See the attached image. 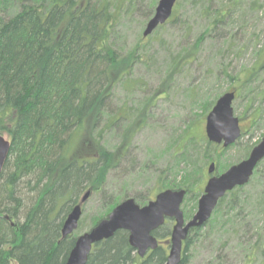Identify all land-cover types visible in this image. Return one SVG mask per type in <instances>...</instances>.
Here are the masks:
<instances>
[{
	"label": "trees",
	"instance_id": "obj_1",
	"mask_svg": "<svg viewBox=\"0 0 264 264\" xmlns=\"http://www.w3.org/2000/svg\"><path fill=\"white\" fill-rule=\"evenodd\" d=\"M116 1L0 0V134H7L10 141L0 173V264H64L76 236L62 238L61 228L78 196L85 189L103 194L97 217L81 230L90 229L120 202L105 194L107 176L122 166L130 142L147 121L153 96L144 98L137 108L124 105L113 108L118 84L125 82L127 89L132 90L140 83L130 77L134 65L145 54L143 51L137 55L136 49L148 37L141 33L136 47L130 50L120 46ZM118 1L126 4V13L135 9L133 0ZM204 1L207 6L201 9L202 14L206 17L213 14L212 26L230 19L232 10L240 6L239 0H231L212 13V0ZM178 6L176 2L171 19ZM250 9L255 10V2L250 3ZM241 11L240 19L244 21L245 11ZM202 38L198 37L186 54L172 56L160 85L162 89L155 92L154 98L166 91L183 66L192 63ZM231 46L230 43L228 47ZM262 55L264 45L251 70L232 78L236 84L230 91L235 93V99L251 88L254 80L250 78L256 79L264 69ZM249 93L254 92L251 89ZM247 97L250 103L245 112L254 98L249 94ZM215 101L205 102L203 116ZM260 110L256 108L252 114L253 127L262 118ZM244 136L242 131L234 144L223 148L205 136H197L193 121L172 143V164L161 171V176L165 171L173 174L169 189L186 191L181 206L185 219L192 216L191 210H186V202L193 198L196 201L202 194L208 177L204 171L206 164L214 157L219 161L215 174L223 172L227 165L221 164L220 154L238 146ZM113 137H117L118 143L111 150L109 141ZM249 152L246 149L242 158ZM255 171L247 184L234 188L219 200L214 211L222 225L237 218L232 212L248 203L240 202L238 191L252 185ZM259 176L255 207L263 211L264 169ZM162 185L165 188L166 184ZM134 198L141 205L148 201ZM171 226L172 220L167 219L154 235L158 239L167 238ZM201 229L191 232L197 236ZM128 235L127 231L119 230L94 245L86 264H165L169 243L140 258L130 246ZM189 239L187 236L184 241L180 264L188 263ZM253 249L259 263L264 264V241Z\"/></svg>",
	"mask_w": 264,
	"mask_h": 264
},
{
	"label": "rangeland",
	"instance_id": "obj_2",
	"mask_svg": "<svg viewBox=\"0 0 264 264\" xmlns=\"http://www.w3.org/2000/svg\"><path fill=\"white\" fill-rule=\"evenodd\" d=\"M230 1L212 0L210 10L214 13ZM157 2L158 0H133L132 6L135 9L126 13V4L116 1L120 13L117 23L119 44L124 50L136 47L135 43L140 39L146 22L153 15ZM176 2L179 6L175 17L171 19V16V20L163 27H157L148 35L145 43L136 49L137 55L143 51L145 54L142 55V60L138 59L134 65L130 78L139 80L140 83L133 86L132 90L127 89L125 82L118 84L114 89L112 105L116 109L122 105L137 108L144 98L153 96L152 106L147 110V121L130 142L122 166L108 173L104 187L105 194L116 202L125 199V196L146 198L149 201L161 189H169L168 184L173 180L174 175L165 171L161 176V171L172 164L170 157L172 143L193 121L194 133L200 137L205 136L206 115H202L205 102L217 99L221 94L230 91L236 84L232 78L238 75L242 77L251 70L258 60L259 49L264 45V0H239V9L232 10V17L214 26L211 19L213 14L207 17L202 14L203 8L207 6L206 1L177 0ZM251 2H255V10L250 9ZM175 7L176 5L174 9ZM243 9L244 21L240 19ZM200 36L203 38L192 63L183 66L181 72L171 80L166 91L155 95L154 98L155 92L162 89L160 85L172 56L186 54L185 52ZM230 43L232 46L228 47ZM228 48L230 49L226 50ZM261 57L264 59V55ZM250 80H254L251 88L244 90L232 102L233 111L239 118L245 136L238 146L220 154L221 164L227 165L226 169L245 159L246 157L242 158L244 151L251 150L264 135V69L260 70L256 79L250 78ZM251 89L254 92L252 94L249 93ZM247 94L254 98L250 108L245 112L247 104L250 103ZM256 108L261 109L262 118L258 123L256 121L253 127L252 114ZM2 135L9 140L7 134ZM117 143V137L111 138L110 149L112 150ZM212 155L216 154L212 153ZM211 162L215 165L219 163L212 157L204 171L207 172L206 168ZM258 165L252 185L238 191L240 202L247 200L248 203L232 212V215L237 214V218L222 225L221 219L213 211L197 236L194 235L195 232L189 233L187 264L259 263V259L253 254V247L264 241L262 231L264 207L261 208L263 211L255 207V186L259 181V174H262L264 169V161ZM180 177L178 175L177 180ZM208 177H205L204 184ZM162 184H166L165 188H162ZM86 192L89 194L82 202L81 199ZM102 198L103 194H92L89 189H85L78 196L76 204L81 206V216L78 228L72 233L73 236L77 237L87 231L81 228H87L93 217H97L103 205ZM198 199L194 201L193 198L186 202V210H191L190 216L196 211ZM135 202L138 203L136 200ZM188 219L190 217L185 220ZM169 236L158 239L159 245L167 247ZM168 250L169 248L167 253Z\"/></svg>",
	"mask_w": 264,
	"mask_h": 264
},
{
	"label": "water",
	"instance_id": "obj_3",
	"mask_svg": "<svg viewBox=\"0 0 264 264\" xmlns=\"http://www.w3.org/2000/svg\"><path fill=\"white\" fill-rule=\"evenodd\" d=\"M177 0H158L151 18L146 22L143 37L150 35L158 26L172 16ZM235 93L221 94L205 116L204 131L209 142L227 148L241 136L239 118L234 115L232 102ZM10 141L0 134V173L8 157ZM264 159V135L253 146L248 156L226 170L215 174V163L207 167L209 177L197 201V208L190 219L185 220L181 205L184 189H164L153 199L140 205L134 198L127 197L117 203L106 217L99 220L87 231L79 234L70 249L64 264H86L94 245L111 238L117 231L128 232V242L139 257L148 249L155 250L159 245L152 232L161 227L167 219L172 220L169 236V250L165 264H180L183 244L189 233L205 225L210 219L219 200L236 187L247 184L261 160ZM89 192H86L83 202ZM81 216V206L76 204L67 214L61 228L62 238L71 235L77 228Z\"/></svg>",
	"mask_w": 264,
	"mask_h": 264
},
{
	"label": "flooded vegetation",
	"instance_id": "obj_4",
	"mask_svg": "<svg viewBox=\"0 0 264 264\" xmlns=\"http://www.w3.org/2000/svg\"><path fill=\"white\" fill-rule=\"evenodd\" d=\"M241 131H242V129H241ZM156 230H158V228H157ZM156 230H154V231L152 232L153 236H155V235H154V232H155ZM155 237H156V236H155ZM156 238H157V237H156ZM157 241H158V238H157ZM158 245H159V242H158ZM152 251H154V250L148 249L144 256H147V255H148L150 252H152ZM144 256H143V257H144ZM143 257H140V258H143Z\"/></svg>",
	"mask_w": 264,
	"mask_h": 264
}]
</instances>
